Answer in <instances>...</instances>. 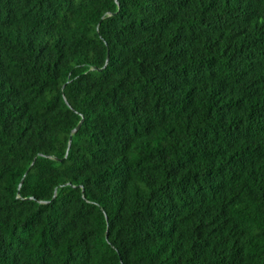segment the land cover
<instances>
[{
    "label": "trees",
    "instance_id": "16d2710c",
    "mask_svg": "<svg viewBox=\"0 0 264 264\" xmlns=\"http://www.w3.org/2000/svg\"><path fill=\"white\" fill-rule=\"evenodd\" d=\"M0 264H264V0H0Z\"/></svg>",
    "mask_w": 264,
    "mask_h": 264
},
{
    "label": "water",
    "instance_id": "95a60500",
    "mask_svg": "<svg viewBox=\"0 0 264 264\" xmlns=\"http://www.w3.org/2000/svg\"><path fill=\"white\" fill-rule=\"evenodd\" d=\"M107 60H108V54L106 56V62H107ZM79 126H80V122L77 124V126L75 128L72 129V132H75L79 128ZM70 140H71V138H69L68 147H69V144H70ZM68 147H67V150H68ZM67 150H66V153H67ZM21 182H22V180H20V184H21Z\"/></svg>",
    "mask_w": 264,
    "mask_h": 264
}]
</instances>
